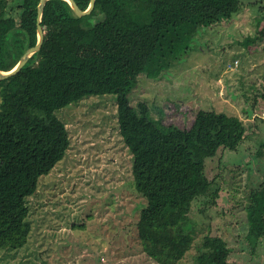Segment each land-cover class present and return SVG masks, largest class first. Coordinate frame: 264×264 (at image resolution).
<instances>
[{
	"label": "rangeland",
	"instance_id": "rangeland-1",
	"mask_svg": "<svg viewBox=\"0 0 264 264\" xmlns=\"http://www.w3.org/2000/svg\"><path fill=\"white\" fill-rule=\"evenodd\" d=\"M240 1L238 14L201 20L174 64L155 80L141 75L128 96L139 119L161 135L189 129L200 110L237 117L247 129L236 151L220 149L207 161L206 175L219 197L216 205L211 196L194 203L193 241L180 264L196 263L209 234L225 239L230 262L264 264V0ZM19 2L7 0V16H16ZM114 8L116 18L106 10L92 23L108 21L119 30L120 18L139 5L118 0ZM52 26L43 24L45 38ZM81 53L86 62L103 64L91 49ZM18 54L9 41L6 61L16 62ZM118 112L117 97L107 95L49 116L61 126L66 150L26 200L28 243L17 251L0 250V264H156L139 238L147 200L135 191L133 156L120 135Z\"/></svg>",
	"mask_w": 264,
	"mask_h": 264
},
{
	"label": "trees",
	"instance_id": "trees-1",
	"mask_svg": "<svg viewBox=\"0 0 264 264\" xmlns=\"http://www.w3.org/2000/svg\"><path fill=\"white\" fill-rule=\"evenodd\" d=\"M75 1L83 11L91 2ZM130 1L139 9L120 18L123 27L115 30L108 21L93 24L91 19L106 10L113 16L118 0H97L92 14L81 18L68 2L50 0L43 24L53 26L42 49L18 75L0 81V250L17 251L28 243L26 200L34 195L37 179L66 150L62 128L49 116L87 97H117L120 135L133 156L135 191L147 200L137 229L150 259L156 264H180L193 241L194 203L211 196L216 205L219 189L212 193L207 161L220 149L236 151L246 139L245 123L200 110L189 129L161 135L149 121L139 119L128 96L141 75L155 80L174 64L201 20L238 14L242 3ZM39 3L21 0L16 16H7V0H0V68L13 69L36 44ZM9 41L19 50L16 62L5 59ZM83 48L101 55L103 64L86 62ZM256 203L253 193L248 207L251 221ZM230 254L222 236L209 234L195 264H234Z\"/></svg>",
	"mask_w": 264,
	"mask_h": 264
},
{
	"label": "water",
	"instance_id": "water-1",
	"mask_svg": "<svg viewBox=\"0 0 264 264\" xmlns=\"http://www.w3.org/2000/svg\"><path fill=\"white\" fill-rule=\"evenodd\" d=\"M49 1L50 0H40V3L38 5L36 44L25 52V54L23 55V57L21 58L20 62L17 64L16 67H14L11 70H5V69L0 68V81L7 80L9 78H12L18 75L25 68V66L29 63L31 58L42 49L44 42H45L43 17H44L45 7ZM64 1L69 3L74 13L76 14V16L80 18L91 15L97 4V0H91L88 9L83 11L79 7V5L76 3L75 0H64Z\"/></svg>",
	"mask_w": 264,
	"mask_h": 264
}]
</instances>
